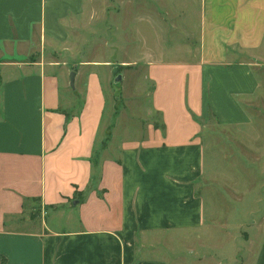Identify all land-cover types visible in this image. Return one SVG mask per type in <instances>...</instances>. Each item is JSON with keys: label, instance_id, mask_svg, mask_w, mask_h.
<instances>
[{"label": "crops", "instance_id": "crops-1", "mask_svg": "<svg viewBox=\"0 0 264 264\" xmlns=\"http://www.w3.org/2000/svg\"><path fill=\"white\" fill-rule=\"evenodd\" d=\"M204 4L197 60L169 66L194 75L197 116L246 124L264 0ZM81 13L82 0H0V264H234L240 241L205 217L201 125L173 109L171 75L156 77L159 122L144 138L101 139L99 81L76 67L72 88L73 67L53 57ZM249 259L264 264V239Z\"/></svg>", "mask_w": 264, "mask_h": 264}, {"label": "rangeland", "instance_id": "rangeland-1", "mask_svg": "<svg viewBox=\"0 0 264 264\" xmlns=\"http://www.w3.org/2000/svg\"><path fill=\"white\" fill-rule=\"evenodd\" d=\"M205 10L204 0H82V13L67 22L65 49L53 57L65 61V69L78 67L81 76L88 66L84 80L99 81L105 98L101 139L115 142L144 138L148 125L158 124L153 95L157 82L164 83L156 77L171 75L177 87L173 109L187 110L201 125L205 217L227 223L230 240L240 241L232 242L238 247L234 264L244 258L248 264L264 239V59L252 61L260 85L246 102V124L222 126L210 109L197 116L194 75L184 80L185 68L169 64L197 60ZM40 214L37 207L30 212L32 218Z\"/></svg>", "mask_w": 264, "mask_h": 264}, {"label": "water", "instance_id": "water-1", "mask_svg": "<svg viewBox=\"0 0 264 264\" xmlns=\"http://www.w3.org/2000/svg\"><path fill=\"white\" fill-rule=\"evenodd\" d=\"M75 68H76V66H73V69L69 73V85L72 88L74 87V79H75V74H76ZM119 80H120V75H117L115 77V80L114 81H115V83H118Z\"/></svg>", "mask_w": 264, "mask_h": 264}]
</instances>
